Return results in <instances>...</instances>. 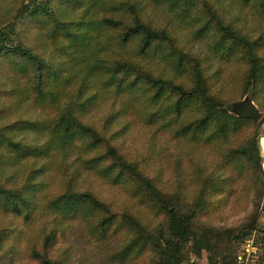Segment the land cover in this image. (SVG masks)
Here are the masks:
<instances>
[{
    "label": "rangeland",
    "instance_id": "rangeland-1",
    "mask_svg": "<svg viewBox=\"0 0 264 264\" xmlns=\"http://www.w3.org/2000/svg\"><path fill=\"white\" fill-rule=\"evenodd\" d=\"M23 1L27 3L29 0H0V28L12 20L13 15L18 14ZM123 1L125 0H99L96 3L103 4L102 10L93 5L90 9H83L85 18L90 14L101 17L103 12L110 10L106 8V4L109 7ZM241 1L131 0L138 4L139 14L145 21L157 28L166 29L173 41L171 45L164 46L163 55L143 54L142 57H137L138 62L159 74L178 78L173 70L172 58L177 53H182L201 62L210 90L224 102V109L249 96V90L243 91L244 86L240 84L245 62L234 57L228 59V56L234 55H230L222 45L218 46L214 20L208 12L209 9L224 25L237 27L245 36L254 39L264 33V18L257 13L251 2ZM88 5L90 4L87 3L86 7ZM54 6L65 20L81 18L80 10H73L59 0H55ZM47 28L43 29L35 20H28L19 23L16 32L21 34L35 54L59 64L58 62H63L68 57L64 55L66 50L60 49L66 46L65 38L59 36L55 41L50 39L46 34ZM92 35L95 36L93 38H96V43L84 51L85 59L93 58V63L101 60L113 63L124 58L115 56V53L108 55L107 50L112 45L105 46L110 39L107 30L96 29ZM261 53L264 56V49ZM84 67V60L74 67L72 63L64 65L63 74L51 87L53 104H37L33 91L25 89L28 86L27 78L21 77L17 81L10 65L0 63V127L22 121L51 122L62 108L68 109L72 99H78L80 103L75 108L79 112H86L83 114V123L104 134L108 144L115 147L127 160L136 161L141 172L152 179L160 190L178 193L186 203H190L197 193L198 177L203 182H212L215 188L212 196L208 197L210 206L198 217L201 227L197 229L212 226L230 230L237 235L253 219L257 220L256 229H263L258 217L264 215V174L261 175L248 164L244 165V162V168L240 172L233 171L239 165L236 168L227 166L229 169H222L221 152L208 145L174 140L169 131H164L155 124L159 121L151 117L152 108L143 109L130 94H123L115 88L104 89L103 72H89ZM82 85L84 87L80 91ZM87 96H91L94 102L85 104V108H82V101ZM256 97L257 100L252 96L250 98L260 112V119L254 122L255 126L241 133L234 147L255 132L258 137L264 135V91L261 89ZM108 119L109 126L105 128ZM14 128L8 134L13 141L42 144L47 137V133L39 136L40 134L18 131L16 126ZM75 144L78 146L81 143L76 141ZM104 152L105 147L99 150V153ZM94 153L95 151H88L87 156L92 157ZM0 154L6 155L3 148H0ZM51 155L52 159L16 156L14 160H11V156L8 159L0 158V179L8 187H29L34 195L32 198L35 205H32L34 208L31 207L32 217L28 220L0 211V264H39L31 253L36 251L43 254L44 237L51 231L55 232V239L48 258L53 261L60 264H119L112 261L111 256L113 258L120 251V240L126 239L125 232L120 234V231L113 233L110 230L101 235L93 226L96 217H90L88 222L74 217L70 210L63 212L62 203H57V208L54 198L68 189L88 191L109 204L119 218L124 210H132L147 224L157 222L160 217L157 218L148 207L133 199L120 185H112L83 169L80 164V160H83L81 154L69 153L64 156L53 151ZM260 234L256 238H260ZM244 240L230 243L239 251ZM259 243L264 252V237L256 242L257 246ZM261 259L262 257L258 261L264 262ZM134 264H150L149 256ZM183 264H206V254L202 252L198 257L188 250Z\"/></svg>",
    "mask_w": 264,
    "mask_h": 264
},
{
    "label": "trees",
    "instance_id": "trees-1",
    "mask_svg": "<svg viewBox=\"0 0 264 264\" xmlns=\"http://www.w3.org/2000/svg\"><path fill=\"white\" fill-rule=\"evenodd\" d=\"M59 1L73 10H80L81 18L63 19L54 6L55 0H29L27 3L23 1L18 14L13 15L12 20L0 28V63L6 62L10 65L17 81L21 77L27 78L28 86L25 89L33 91L35 103L53 104L51 87L63 74L64 65L72 63L74 67L84 60V68L87 71L103 72L104 89L115 88L123 94H130L143 109L152 108L151 117L159 121L155 124L164 131H169L174 140L214 147L221 152L222 169H229L227 166L236 168L239 165L233 171L240 172L244 168L242 164L244 162V165L248 164L261 175L264 174L257 132L234 147L241 133L255 126V123L250 119L231 115L228 112L229 106L224 109V102L210 90L208 77L203 72L199 60L177 53L172 61L174 73L178 78L164 76L151 68L141 66L138 62L137 57H142L143 54L163 55L164 46L173 43L166 29L157 28L141 17L138 4L131 0L109 7L106 4V8L110 10L103 12V16L90 14L85 18L83 9H90L93 5L102 10L103 4L96 3L99 0ZM241 2H251L257 13L264 18V0ZM87 3L90 5L86 7ZM208 12L214 20L218 46L222 45L230 55H234L228 56V59L234 57L246 63L243 64L240 84L244 86L243 91L248 89L250 96L257 100L256 96L261 89L264 91V56L261 55L264 49V33L250 39L237 27L224 25L216 18L214 12L209 9ZM28 20H35L43 29L48 26L46 34L54 41L59 36L65 38L66 46L60 48L66 50L64 55L68 57L63 60L65 63L48 61L35 54L24 42L16 28L19 23ZM100 28L110 33V39L105 45L106 47L112 45L107 50L108 55L115 53V56H124L123 59L113 63L109 60L93 63V58L83 57L86 56L84 51L96 43L92 32ZM83 87L84 85L80 91ZM93 102L91 96L85 97L82 108H85V104ZM79 103L80 100L72 99L68 109L62 108L51 122L22 121L0 127V148L6 153L0 154V158L8 159L11 156V160H14L16 156L52 159L53 151L64 156L69 153L81 154L84 161L80 160V164L83 169L112 185H120L133 199L148 207L157 218L160 217L157 222L147 224L132 210H124L119 218L109 204L100 201L88 191L76 192L68 189L54 198L55 205L62 203L63 212L70 210L74 217L86 222L91 219L90 217H96L93 226L101 235L107 234L110 230L113 233L120 231V234L125 232L126 239L120 240V251L113 258L111 256L112 261L119 264H134L149 256L150 264H183L188 250H191L198 257L204 252L206 264H237V258L243 253L246 241L256 232L264 234V224L261 223L263 231H259L256 229L255 219L237 235L232 234L230 230L212 226L197 229L201 227L198 217L210 206L208 197L212 196L215 188L212 182L210 180L203 182L198 177L197 193L190 203H186L178 193H165L141 172L136 161L127 160L115 147L108 144L104 134L83 123V114L86 112L83 110L81 113L75 108ZM109 120L106 121L105 128L109 126ZM15 126L18 131L40 134L39 136L47 133L46 140L42 144L13 141L8 134ZM76 141L81 144L77 146ZM103 147L105 152L99 153ZM88 151H95L94 156L88 157ZM32 197L34 195L29 187H8L6 182L0 179V211L28 220L32 217L31 207L34 205ZM263 217L260 215L258 218L262 220ZM44 238L43 254L33 251L32 257L39 264H60L48 258L55 232L51 231ZM234 240L237 242L244 240L239 251L230 243ZM259 254L258 259L250 264H264L258 261L261 257L264 259L261 246Z\"/></svg>",
    "mask_w": 264,
    "mask_h": 264
},
{
    "label": "water",
    "instance_id": "water-1",
    "mask_svg": "<svg viewBox=\"0 0 264 264\" xmlns=\"http://www.w3.org/2000/svg\"><path fill=\"white\" fill-rule=\"evenodd\" d=\"M249 96L232 103L228 107V112L235 117L246 118L252 120L253 122H257L260 119V112L253 100L250 98L251 96ZM258 143L264 162V135L259 137Z\"/></svg>",
    "mask_w": 264,
    "mask_h": 264
},
{
    "label": "built area",
    "instance_id": "built-area-1",
    "mask_svg": "<svg viewBox=\"0 0 264 264\" xmlns=\"http://www.w3.org/2000/svg\"><path fill=\"white\" fill-rule=\"evenodd\" d=\"M262 210L264 211V195H263V200H262ZM261 223L264 224V217L262 218ZM257 233H260V232L254 233L246 241L244 248H243V253L237 258V264H250L252 262H255L258 259V256L260 255L259 246H261V243H259V246H257L256 242L262 238H256Z\"/></svg>",
    "mask_w": 264,
    "mask_h": 264
},
{
    "label": "crops",
    "instance_id": "crops-1",
    "mask_svg": "<svg viewBox=\"0 0 264 264\" xmlns=\"http://www.w3.org/2000/svg\"><path fill=\"white\" fill-rule=\"evenodd\" d=\"M258 234H260V233H257V235H258ZM259 237L262 238V237H263V234H260Z\"/></svg>",
    "mask_w": 264,
    "mask_h": 264
}]
</instances>
